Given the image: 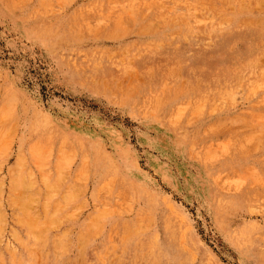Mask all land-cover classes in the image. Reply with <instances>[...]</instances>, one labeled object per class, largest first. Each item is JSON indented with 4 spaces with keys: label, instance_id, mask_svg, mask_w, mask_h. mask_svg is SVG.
I'll use <instances>...</instances> for the list:
<instances>
[{
    "label": "rangeland",
    "instance_id": "rangeland-1",
    "mask_svg": "<svg viewBox=\"0 0 264 264\" xmlns=\"http://www.w3.org/2000/svg\"><path fill=\"white\" fill-rule=\"evenodd\" d=\"M0 264H264V0H0Z\"/></svg>",
    "mask_w": 264,
    "mask_h": 264
}]
</instances>
